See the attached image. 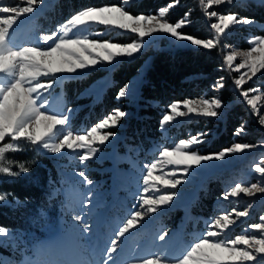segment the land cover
I'll use <instances>...</instances> for the list:
<instances>
[{
  "label": "snow or ice",
  "instance_id": "1",
  "mask_svg": "<svg viewBox=\"0 0 264 264\" xmlns=\"http://www.w3.org/2000/svg\"><path fill=\"white\" fill-rule=\"evenodd\" d=\"M43 0H0V181L18 178L30 172L23 162L9 159L25 148L45 155H63L70 150L78 155L81 168L73 173L79 177L75 184L65 190L68 195L67 211H79L71 217L73 223L66 233L49 243L37 247L32 257L22 256L19 264H119L116 257L121 252L123 238L142 226L151 214H158L170 207L179 195L177 188L194 172V166L204 167L212 161H224L229 156L239 155L256 147H264V140L257 144L232 143L231 146L210 154H200L199 146L207 143L208 131L189 133V138L180 139L174 146L157 145L153 148L152 162L145 163L141 171L142 194L137 197L139 207L132 210L130 216L118 227L110 242L93 250L94 259L88 260L79 244L81 235L92 231L85 217L92 215L91 207L100 196L96 192L95 182L87 175L88 163L94 160L102 148L111 144L116 137L112 131L121 125L129 113L122 107L113 108L93 126L82 131L70 130L72 114L76 109L65 112L61 97H52V90L65 79H81L85 73L101 67L112 68L124 61H131L139 55L146 44L157 37H164L171 42L170 51L187 49L193 53L213 50L220 46V40L232 28L254 26L253 17H241L233 11L218 12L213 8L232 5L236 0H198L202 14L211 22L210 38H200L188 34L183 29L191 24L190 11L175 22L169 19L171 11L178 6L179 0L159 7L155 13L133 14L128 9L133 0H120L119 3L103 6H86L69 15L50 34L41 35L37 42L17 44L20 29L28 17L37 11ZM257 7H264V0H253ZM24 3L26 6H21ZM131 36V42H116V35ZM109 36V39H103ZM246 51H230L223 56V62L231 70L237 57L241 63L235 70L246 71L233 79V88L238 97L248 106L249 114L264 127V95H256L259 88H245L257 74H264V35L252 36ZM193 74V78L198 77ZM224 77H219L211 85L212 97L201 95L198 98H185L167 105L160 129L165 131L177 122H210L225 115L227 105L219 93L225 88ZM143 73L125 82L115 93L117 104L127 101L130 105L141 99L140 88L143 85ZM115 82L109 77L96 85L85 89L81 98H91L93 104L102 102L103 95ZM247 121H242L232 135L242 136L247 133ZM128 153L138 151V146L126 145ZM196 149V150H193ZM79 150H83L82 154ZM158 153V156L155 155ZM35 163V162H33ZM169 166L171 172L164 170ZM182 166V167H181ZM17 168L18 170H13ZM260 181H264V166L253 165ZM161 172L162 175H155ZM179 178H177V174ZM165 176L169 178H165ZM258 181L250 185L235 183L221 193V198L255 197L264 194V183ZM66 181L61 179V183ZM49 187L53 180L49 178ZM83 186V191L81 190ZM61 189H52L51 200ZM86 193V195H85ZM160 193V194H154ZM7 194H0V204L6 202ZM26 203V202H24ZM14 207H22L17 198ZM221 212L205 221V231L195 236L190 243L175 246L169 242L168 232L162 230L155 235V250L145 256L126 259L123 264H264V215L260 222L253 223L245 230L246 234L229 236L230 229L246 217L249 209ZM39 216L46 215L43 208ZM233 214L236 219H233ZM23 236L20 230L0 226V246H11L15 254L18 240ZM0 264H17L12 257L0 256Z\"/></svg>",
  "mask_w": 264,
  "mask_h": 264
},
{
  "label": "rangeland",
  "instance_id": "2",
  "mask_svg": "<svg viewBox=\"0 0 264 264\" xmlns=\"http://www.w3.org/2000/svg\"><path fill=\"white\" fill-rule=\"evenodd\" d=\"M55 2L56 0H43L37 6V11L28 17L22 29L18 30V45L35 43L39 36L50 34L60 23L66 21L69 16L60 19ZM171 2H174V0ZM254 4L253 0H236L232 5L213 8L212 10L218 12H235L236 10L241 17H245L236 8L242 9L250 5L254 6ZM21 6L26 5L21 3ZM188 11L191 13V24L185 27L183 31L200 38H210L213 33L209 30V25L211 22H215V19L208 20L204 17L202 6L199 5L198 0H179L178 6L169 14V19L175 22ZM256 22L257 24L254 26L245 25L232 28L221 38L220 46L216 48L217 57L221 64L218 67V70L221 72L219 73V77L225 78L224 83L226 85L222 91L215 93L227 105L225 115L221 119L212 120L207 123L203 120L191 122L181 120L174 126L168 127L165 131H162L160 125H158L154 137L141 142L133 139L126 130L129 127V121H131L130 116L133 114L132 111L138 106L139 102L130 105L127 101H121L117 104L114 97V107L108 108L102 114L103 109L100 108L97 114V110L92 111L95 104H93L91 98H81L80 96L85 89L96 85L98 82L104 80L105 77L111 79L113 68L122 65L126 61L112 68L101 67L85 73L83 77L91 72L95 77L88 85L76 91L74 93L75 97L67 96L66 91H68L72 83L81 80L83 77L81 79H65L62 84L57 85L52 90V97L62 98L65 104V112L69 108L76 109L72 114L70 123V130L73 132H82L90 128L113 108L122 107L129 113L121 121L119 127L112 129L116 133L115 139H113L111 144L103 147L99 155L90 161L87 166V175L89 179L95 182L96 192L100 196L98 201L94 200L93 202L91 207L92 215L85 217V222L89 223L92 231L81 235L79 239V244L82 246L84 255L88 260L94 259L92 255L93 250L98 252L101 247L109 243L110 238H114L112 234L130 216L131 211L139 207L137 197L142 194L143 185L140 173L145 163L152 162L154 158L153 148L157 145L174 146V143H177L180 139L189 138V133L196 134L200 131H208L210 135L207 137V143L199 146V152L202 155L218 152L221 149L210 152V146L213 145V141L218 136V129L226 121V117L236 110H238V114L237 116L235 115V118L233 117L236 121V127L242 121H247V133L242 136H234L232 135V131L230 133V143L227 147L236 142L257 144L259 141L264 140V127H261L256 122L254 116L249 114L248 106L243 102H239L242 101V98L238 97V93L232 85L233 79L238 77L241 72L246 71L244 69H241L239 72L235 70V65L241 63L242 57L236 58L231 70L223 62V56L227 55L230 51H246L249 48L248 40L252 36L264 35V23ZM198 24L204 30L199 34L193 31ZM189 27H194L192 28V32L185 30ZM259 31L261 34L257 33ZM109 38V36L103 37V39ZM114 39L116 42L125 43L131 42L132 37L120 34L116 35ZM170 49L171 42L162 36L150 40L143 51L132 59H137L141 63L129 80L137 77L141 72L144 79L145 70L149 66L153 54L156 51H170ZM217 78L212 79L209 87L193 98H198L205 94L209 98L212 97L214 92L211 85ZM245 88H259L260 91L254 94L264 95V74H257L253 80L245 85ZM242 110L244 114L240 115L239 112ZM139 132L141 131L139 130ZM126 145L138 146L139 150L128 153ZM27 151L33 157L36 156L34 155L35 151L31 148H25L19 152ZM79 151L82 154L83 150ZM14 155H9V159L25 163L30 168V172L18 178L0 181V183L18 181L21 184L32 185L40 193L39 200L18 198L24 206L14 207L9 205H14L17 197L8 192L0 191V194H7L6 202L0 204V206H6L14 210L16 214L15 223L17 226L4 227L13 230L18 229L23 233V236L18 240L16 253L14 254L11 246H9L12 253H0V256L12 257L19 264L22 256L32 257L37 247L63 236L73 223L71 217L80 214L78 210L75 212L66 210L68 195L65 190L69 189L79 179V177L73 178L72 174L78 172L81 165L78 162V155L72 153L70 150L66 151L63 155L43 154L50 158L54 166L53 170H50L49 167H46V165H43L38 160H34L33 162L35 163L18 161ZM155 155L158 156V153ZM257 163L264 166V147H256L242 154L229 156L224 161H212L205 164L204 167L194 166L193 174L188 176L185 181H182L181 185H178L177 191L179 195L175 198L172 205L158 214H151V218H146L142 226L138 225L136 230L123 238L121 252L116 257L119 264H123V261L126 259L145 256L147 253L155 250V235L162 230L168 232L169 242L178 247L182 244L190 243L195 236L205 231L206 220L214 218L221 212H231L234 208L237 211H243L251 204L252 207L249 209L248 215L239 218L237 224L229 231V236L233 239L236 235L246 234L245 230L248 229V226L260 222L259 217L264 215V194H257L251 198L241 194L239 197L224 200L221 198V193L227 188L234 186L235 183L250 185L260 181L259 174L255 173L253 168V165ZM13 170L18 169L14 168ZM164 171L171 172L172 167L169 166ZM162 174L161 172L155 173V175ZM179 175L178 173L177 178H179ZM62 176L66 181L65 183H61ZM49 178L53 180L51 189L48 183ZM165 178L169 177L165 176ZM260 182L264 183V181ZM52 189H61V191L49 200L48 196ZM81 190L83 191V186H81ZM41 208L46 213L44 217H40L38 214ZM232 218L236 219L234 214Z\"/></svg>",
  "mask_w": 264,
  "mask_h": 264
},
{
  "label": "trees",
  "instance_id": "3",
  "mask_svg": "<svg viewBox=\"0 0 264 264\" xmlns=\"http://www.w3.org/2000/svg\"><path fill=\"white\" fill-rule=\"evenodd\" d=\"M119 2L120 0H56L55 5L58 8L57 14L60 15V19H64L71 13L86 6H103ZM169 2L170 0H135L128 10L133 14H148ZM236 9H239L238 11L242 15L253 17L256 21L264 23V7H257L254 4V6L250 5L246 8ZM235 12L237 11L235 10ZM192 28L189 27L185 30L192 32ZM193 31L199 34L204 30L198 24ZM257 33L261 34L260 31ZM140 63V61L134 59L113 68L111 80L115 82V86L106 90L102 102L95 104L92 111L97 110L98 114V110L101 108L103 109L102 114L108 108L114 107L115 93L136 72ZM220 65L216 48L209 51L202 50L199 53H193L187 49L174 52L156 51L145 70L144 83L140 88L141 99L138 106L132 111L133 114L130 116L131 121H129L127 133L139 142L154 137L160 118L164 114L167 105L173 101L198 96L209 87L212 79L219 77L221 72L218 67ZM194 73H198V77L193 78ZM94 77L91 72L81 80L70 83L71 85L66 91L67 96L75 97L74 93L88 85ZM239 113L243 115L244 111L242 110ZM237 114L238 110L226 117V121L218 129V136L213 141V145L210 146V152L218 151L229 145L230 133L236 127L234 118ZM34 155L36 156L33 157L27 151L17 152L14 156L18 161H26L27 163H33L34 160H38L46 167H49L50 170H53L54 166L49 157L37 152H34ZM0 191L8 192L20 199H40V193L36 188L32 185L21 184L18 181L0 183ZM15 220L16 214L14 210L6 206H0V225L17 226ZM0 253L11 254L12 252L9 248L5 249L0 246Z\"/></svg>",
  "mask_w": 264,
  "mask_h": 264
}]
</instances>
